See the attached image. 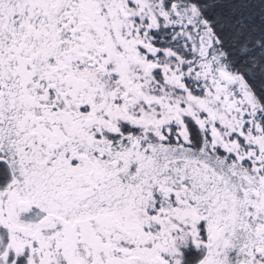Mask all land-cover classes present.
<instances>
[{"label":"snow or ice","instance_id":"obj_1","mask_svg":"<svg viewBox=\"0 0 264 264\" xmlns=\"http://www.w3.org/2000/svg\"><path fill=\"white\" fill-rule=\"evenodd\" d=\"M0 264H264V0H0Z\"/></svg>","mask_w":264,"mask_h":264}]
</instances>
